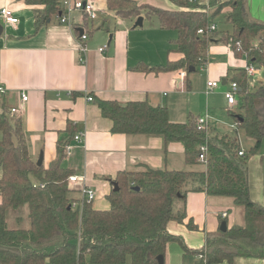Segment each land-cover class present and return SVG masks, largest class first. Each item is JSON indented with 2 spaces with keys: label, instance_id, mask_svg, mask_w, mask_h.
I'll use <instances>...</instances> for the list:
<instances>
[{
  "label": "trees",
  "instance_id": "obj_1",
  "mask_svg": "<svg viewBox=\"0 0 264 264\" xmlns=\"http://www.w3.org/2000/svg\"><path fill=\"white\" fill-rule=\"evenodd\" d=\"M42 6L35 12L36 30L53 16L61 14L62 0H22ZM108 12L122 20L139 17L156 19L161 29L177 32L176 51L183 58L165 66L140 64L141 72L157 74L173 71L197 72L208 63L207 50L213 43H224L248 65L264 68V22L249 14L248 0H170L181 10L170 11L151 5L139 6L133 0H104ZM208 6L214 11L210 15ZM225 11L224 36L198 34ZM194 68L195 71L190 72ZM239 86L237 104L230 117L233 133L217 134L198 130L193 115L184 123L172 122L166 107L147 101L121 104L97 100L102 116L112 121V132L163 138L165 147L182 144L188 170L152 169L121 172L115 181L119 191L108 196L110 208H94L72 187L74 171L63 167L66 138L57 144V158L48 167L38 166L30 155L21 118L12 119L0 101V264H158L167 245L178 243L187 254L200 256L196 264H233L236 258L264 260V207L251 199L249 159L264 144V85L251 88L246 68L231 78ZM94 100V99H93ZM240 133L252 142L242 150ZM72 135V133H71ZM71 137V136H70ZM208 148L206 163L199 155ZM244 151V157L239 153ZM135 188H138L136 190ZM226 197L243 209V220L226 231L208 233L206 244L189 250L181 237L168 231L172 221L187 218L189 193ZM28 207L29 226L10 228L7 213ZM190 228H196L190 221Z\"/></svg>",
  "mask_w": 264,
  "mask_h": 264
},
{
  "label": "crops",
  "instance_id": "obj_2",
  "mask_svg": "<svg viewBox=\"0 0 264 264\" xmlns=\"http://www.w3.org/2000/svg\"><path fill=\"white\" fill-rule=\"evenodd\" d=\"M93 1L99 10L98 18L90 19L74 12L71 16L76 22L73 28L61 24L58 17L53 16L36 30L35 12L42 10V6L27 5L22 0H0V10L10 8L19 19L15 29L3 26L4 32L0 34V82L9 89L3 100L8 111L21 105L20 92L28 93L29 101L23 105L24 110L9 116L22 119L31 158L38 162L43 154V165L48 167L57 158V144L69 138L73 147L66 151L63 167L79 177L72 187L93 190L96 194L92 201L94 208L105 211L110 208L108 196L119 173L137 172L143 166L169 170L190 167L185 161L182 144L165 147L163 138L158 136L113 133V123L102 116L97 100L121 104L147 101L152 106L166 107L170 120L175 123H184L191 115L196 119L200 116L194 113L190 99L193 95L191 74L185 71L157 74L136 69L142 63L152 68L180 61L183 55L176 51L177 32L161 29L156 19L145 17L143 26L134 28L136 20H122L107 11L104 0ZM133 1L139 6L181 10L170 0ZM201 1L209 5L208 0ZM258 1L261 7L257 14L262 17L252 11V0L248 5L249 14L253 20L264 22V0ZM208 13L211 15L213 10L210 8ZM212 23L219 30L216 21ZM83 32L87 33L88 40L83 54L85 62L81 63L79 41ZM105 47L107 49L100 52ZM207 58V65L194 72L203 74V94L207 97L213 94H207L208 82H220L217 90L223 95L230 89L232 81L229 79L235 71L248 66L247 57H236L224 43L211 44ZM89 96L94 99L92 102L87 100ZM225 103L220 108L222 113L218 114L220 118L227 116L232 129L218 131L221 125H213L211 129L215 133H233L236 129L230 117L234 108L226 99ZM208 118L211 122V115ZM214 119L216 122L217 118ZM78 135L83 136V142L74 141ZM248 166L251 199L264 207V144L259 153L249 159ZM224 212L228 214L225 219ZM242 220L231 198L194 192L187 197V218L183 223L170 222L168 231L181 237L189 250H198L205 246L207 234L217 232L222 222H227L231 228ZM190 221L196 228L189 227ZM199 259L172 242L167 245L164 264H196ZM46 264H50L49 261ZM233 264H264V260L236 258Z\"/></svg>",
  "mask_w": 264,
  "mask_h": 264
},
{
  "label": "built area",
  "instance_id": "obj_3",
  "mask_svg": "<svg viewBox=\"0 0 264 264\" xmlns=\"http://www.w3.org/2000/svg\"><path fill=\"white\" fill-rule=\"evenodd\" d=\"M191 1L196 2L198 0H191ZM74 12H80L86 15L90 19H96L98 18L99 10L96 7V4L93 0H62L61 1V15L57 16L60 23L67 24L74 28L76 22L73 21L71 18ZM18 23H19V19L15 16L14 12L10 8H3L0 10V24L2 26H5V27L9 26L12 29H15ZM216 30H217L216 24L211 23L206 29H200L198 31V34L200 36L202 35L208 36V35H211L213 32H215ZM87 40H88V35L87 33L83 32L82 36L80 37V41H79V50L82 53V56L79 59L81 63L85 62V57L83 54L86 52L85 42ZM106 49L107 47L100 49V52H104ZM246 71L249 77H252L257 73V69L252 65H248L246 67ZM182 76H185V74L183 73ZM220 84L221 83L217 81L208 82L207 83V94L214 93L217 90V88L220 86ZM8 94H9V89L0 82V101L3 102V100L6 98ZM19 95H20L21 105L12 107L8 111L9 115L16 116L19 113H21L24 110L23 105H25L29 101L28 93L20 92ZM238 95H239V86L237 85L236 82H232L230 85V89L224 92V97L229 106L234 107L237 104ZM87 100L89 102H92L93 98L89 96ZM209 123L210 122H209L208 116L204 118H198L197 120L198 130L200 131L208 130L211 127ZM74 141L77 143L83 142V136L82 135L76 136ZM72 147L73 146L71 144L67 145L66 151L68 152L69 150L72 149ZM207 152H208V148L206 146L201 149V154L199 155V159H198L201 163H206ZM239 155L244 157V151H241ZM78 180H79V177L75 175L69 177V182L72 184L78 182ZM80 192H81L83 199L87 202H92L96 195L93 190L85 189V188L81 189ZM222 217L224 219L227 218L228 217L227 212H224L222 214Z\"/></svg>",
  "mask_w": 264,
  "mask_h": 264
},
{
  "label": "rangeland",
  "instance_id": "obj_4",
  "mask_svg": "<svg viewBox=\"0 0 264 264\" xmlns=\"http://www.w3.org/2000/svg\"><path fill=\"white\" fill-rule=\"evenodd\" d=\"M250 1V3H249ZM135 2V1H134ZM137 3V2H135ZM138 4V3H137ZM251 4V0H248V5ZM252 11L255 12L256 15L262 17V15L257 14L259 12V9L261 7V4L258 0H252ZM210 9V6H208V10ZM214 11L213 8H211V11ZM225 11H223L221 14H219L216 18L215 21L216 23L219 25V32L221 33V35L219 36L220 38H222V36H224L226 30L230 29L228 26L225 25V15L223 14ZM257 70L259 72H257L254 76H252V81L253 83L250 85L251 88H255L258 87L259 85H264V68H260L257 67ZM192 76V81H193V90H192V96L190 97L192 104H193V109H194V113L199 114L200 118H204L206 117L208 114V116L212 118H217L216 122L212 120V118H210L211 122H210V126L213 127V125L215 126H219L221 125V129H218V131H230L232 129V127L229 125V119H226L227 116H223V118L219 117L218 113H222L221 112V107H223L226 103H225V98H224V94L221 95L219 93V91H215L211 97H207L205 96L203 93L205 91V80L203 78V74L199 73V74H191ZM231 80V79H229ZM220 89H223V91L226 90L225 87H221ZM210 98V99H209ZM214 119V120H215ZM219 121H223V122H219ZM226 122V123H224ZM209 130H213L211 129V127L209 128ZM217 134H223V133H217ZM240 138H241V143H242V150H244L245 152L250 148V146L252 145V142L247 140L242 133H240ZM187 166L185 165V168ZM238 209L241 212V216L243 218V209L241 207H238ZM234 214H236V211L234 212ZM7 223L9 225L10 228L13 229H25L29 226V218H28V207L25 206L24 208L20 209L19 211H13L10 210L7 213ZM200 258V256H199Z\"/></svg>",
  "mask_w": 264,
  "mask_h": 264
},
{
  "label": "water",
  "instance_id": "obj_5",
  "mask_svg": "<svg viewBox=\"0 0 264 264\" xmlns=\"http://www.w3.org/2000/svg\"><path fill=\"white\" fill-rule=\"evenodd\" d=\"M143 20H144L143 17H139L134 24V28L142 27L143 26ZM3 32H4V27L0 24V34H2ZM193 71H195V69L191 68L190 72H193ZM43 161H44V155L41 154L39 157V160L37 162V165L42 166ZM112 186L114 187V191H119V185L116 182H112ZM135 189L138 190V188H135ZM227 229H228L227 222H225V221L222 222V224L220 226V230L226 231ZM158 264H164V257L163 256H160L158 258Z\"/></svg>",
  "mask_w": 264,
  "mask_h": 264
}]
</instances>
